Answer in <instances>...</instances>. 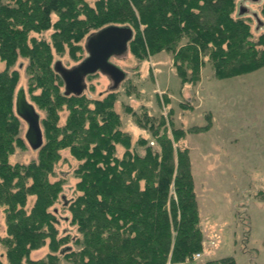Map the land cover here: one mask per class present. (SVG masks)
Returning <instances> with one entry per match:
<instances>
[{"label":"trees","instance_id":"trees-1","mask_svg":"<svg viewBox=\"0 0 264 264\" xmlns=\"http://www.w3.org/2000/svg\"><path fill=\"white\" fill-rule=\"evenodd\" d=\"M237 6V0H0V59L6 65L0 71V209L7 225L0 236L7 262L0 258V264H55L56 257L31 258L47 242L55 252L64 246L72 264H185L203 252L189 150L177 148L168 135L155 137L157 147L143 137L133 146L121 129L115 95L91 101L61 93L58 83L64 81L53 54L81 50L83 40L106 27L129 26V47L143 53L138 57L171 53L180 60L175 67L184 83L198 81L203 56L219 79L246 75L264 67V34L254 40L249 20L241 11L235 16ZM50 31L48 41L43 35ZM22 58L47 104L34 99L47 116L38 158L27 164L12 162L27 141L15 98V66ZM65 106L69 115L60 125ZM64 150L79 162V195L68 205L75 238L57 237L54 207L64 184L54 178Z\"/></svg>","mask_w":264,"mask_h":264},{"label":"rangeland","instance_id":"rangeland-1","mask_svg":"<svg viewBox=\"0 0 264 264\" xmlns=\"http://www.w3.org/2000/svg\"><path fill=\"white\" fill-rule=\"evenodd\" d=\"M237 2L235 16L245 10L241 16L249 20L257 41L264 34V0ZM51 34L52 31L43 36L50 41ZM87 39L80 44L81 50L54 51V69L58 62L67 69L79 66L88 57ZM138 55L143 53H135L129 47L125 56L111 60L127 74L117 90L111 91L113 82L109 77L97 73L87 78L84 96L94 101L110 93L115 95L121 129L132 136L133 146L143 137L150 146L157 147L155 137L168 135L177 148L189 150L204 233V249L197 264L226 258H234L236 264H264V67L246 75L219 79L211 62L203 56L198 81L184 83L175 67L180 60L171 53L148 55L146 59ZM27 65L28 61L22 58L15 66L20 75L15 98L24 89L40 117L43 132L47 104L42 101L41 89L36 87ZM5 67L0 59V71ZM58 85L60 92L66 93L65 83ZM35 98L45 108H39ZM68 115L67 107L61 108L60 125L66 123ZM195 127L208 129L190 133ZM27 132L28 124L23 121L24 138ZM123 152L119 147L118 156ZM37 158L38 152L26 141L23 149L16 150L12 162L27 164ZM78 165L69 150L62 151L54 178L64 184L62 197L54 207L58 238L79 235L77 228L70 225L68 210L69 203L79 195L75 175ZM6 232L5 213L0 209V236L4 237ZM48 243L34 251L31 258L49 262L56 257L55 264H72L65 259L64 246L55 252ZM68 245L75 248L73 242ZM0 258L7 262L4 249H0Z\"/></svg>","mask_w":264,"mask_h":264},{"label":"water","instance_id":"water-1","mask_svg":"<svg viewBox=\"0 0 264 264\" xmlns=\"http://www.w3.org/2000/svg\"><path fill=\"white\" fill-rule=\"evenodd\" d=\"M243 12L245 10H242ZM133 38L134 31L131 27L109 26L88 37L86 42L88 57L79 66L67 69L62 63H56L55 71L65 83L66 95L84 94L87 77L97 73L109 77L113 82L111 91L117 90L127 78V74L111 60L125 56ZM16 112L28 124L26 134L28 144L33 150H39L44 143L40 117L34 106L28 102L24 89H20L17 94Z\"/></svg>","mask_w":264,"mask_h":264},{"label":"built area","instance_id":"built-area-1","mask_svg":"<svg viewBox=\"0 0 264 264\" xmlns=\"http://www.w3.org/2000/svg\"><path fill=\"white\" fill-rule=\"evenodd\" d=\"M153 144L154 143H152V145ZM201 257H202V253H198L194 255L193 258L187 259L185 264H196ZM168 264H182V263H172L171 261H169Z\"/></svg>","mask_w":264,"mask_h":264},{"label":"flooded vegetation","instance_id":"flooded-vegetation-1","mask_svg":"<svg viewBox=\"0 0 264 264\" xmlns=\"http://www.w3.org/2000/svg\"><path fill=\"white\" fill-rule=\"evenodd\" d=\"M90 77V76H89ZM89 77H87V78H89ZM87 80V79H86Z\"/></svg>","mask_w":264,"mask_h":264}]
</instances>
